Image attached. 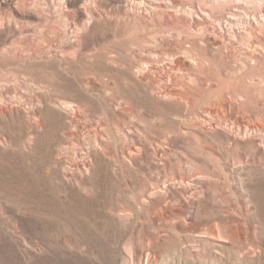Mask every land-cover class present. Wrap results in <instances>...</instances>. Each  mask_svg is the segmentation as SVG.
<instances>
[{"label":"rangeland","instance_id":"1","mask_svg":"<svg viewBox=\"0 0 264 264\" xmlns=\"http://www.w3.org/2000/svg\"><path fill=\"white\" fill-rule=\"evenodd\" d=\"M149 1L0 0V264H264V0Z\"/></svg>","mask_w":264,"mask_h":264},{"label":"bare ground","instance_id":"2","mask_svg":"<svg viewBox=\"0 0 264 264\" xmlns=\"http://www.w3.org/2000/svg\"><path fill=\"white\" fill-rule=\"evenodd\" d=\"M148 1V0H147ZM153 1H155V0H150L149 1V4H148V6L152 9V10H154L155 12H164L165 10H163V9H161L162 7H164V4H166V3H164L163 1H162V3H158V4H154V3H152ZM125 2H126V4L127 5H131L132 7H134V8H137V9H142V7L144 6V5H146V0H125ZM158 2V1H157ZM164 3V4H163ZM152 5L155 7V8H153L152 7ZM230 9V8H229ZM263 10H264V7H263ZM247 13V12H246ZM244 13V16H245V19H246V21H250L251 19H250V15L247 13ZM235 15V14H234ZM250 16V17H249ZM196 23H198L199 24V26H201V27H204V25H202V22H199V21H193V19H191L190 20V26L191 27H193ZM254 23V22H253ZM251 25H252V23H250ZM227 36H229V35H227ZM188 65L189 66H192V62H190V61H188ZM186 66V65H185ZM150 67V66H149ZM170 67H171V69L172 70H177V69H180L182 66L179 64V62L176 60V62H175V65L174 64H170ZM139 68V67H138ZM142 68V66H140V69ZM174 70V71H175ZM141 71H143L142 69H141ZM150 71H152V73H154L156 76H157V79H158V81L160 82L159 84L161 85L163 82H170V81H173V80H176L177 79V77H176V75L175 74H173V73H169L167 76H164L163 75V72H164V66H156V67H153L152 69H150ZM149 75H150V72H149V70L147 71V70H145L144 71V73L143 72H140V76H141V78L142 79H145V80H148V78H149ZM136 76L138 77V70H137V72H136ZM178 88V87H177ZM178 93L180 94V91L178 90ZM168 94V95H167ZM172 94V92H170V91H166L165 93H163L162 91H159V98H166V97H170V96H173V97H175V96H178V95H171Z\"/></svg>","mask_w":264,"mask_h":264}]
</instances>
